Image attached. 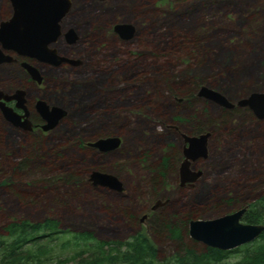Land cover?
<instances>
[{
  "label": "rangeland",
  "instance_id": "374dc122",
  "mask_svg": "<svg viewBox=\"0 0 264 264\" xmlns=\"http://www.w3.org/2000/svg\"><path fill=\"white\" fill-rule=\"evenodd\" d=\"M8 11L0 7V17ZM118 23H132L133 37L121 38ZM69 27L79 36L76 47L62 39L59 49L82 64L43 68L54 79L49 90L27 83L18 66L0 67L1 87L26 85L31 98L44 96L67 111L46 135L0 114V230L14 220H58L68 232L38 242L48 247L46 264H74L79 248L68 241L85 230L127 240L141 227L154 244L160 241V257L170 264L181 248L202 253L203 243L184 230L182 240H173L154 230V220L160 215L169 227L188 214L215 218L262 196L264 119L241 108L225 125L214 123V131H205L208 156L195 164L204 177L194 188L182 187L184 134L193 133L195 122L217 121L226 108L198 96L207 84L188 101L175 93L198 77L233 102L264 92V0H78L63 21ZM109 134L122 138L119 148L87 145ZM27 158L35 170L17 168ZM94 170L118 176L124 190L95 186ZM165 198L168 207L154 213L151 206ZM263 243L240 246L216 264H235Z\"/></svg>",
  "mask_w": 264,
  "mask_h": 264
},
{
  "label": "water",
  "instance_id": "95a60500",
  "mask_svg": "<svg viewBox=\"0 0 264 264\" xmlns=\"http://www.w3.org/2000/svg\"><path fill=\"white\" fill-rule=\"evenodd\" d=\"M56 2L53 6H47L38 3L37 0H17L12 17L0 23V42L3 47L49 63L62 64L63 62H69L74 65L79 64L81 61L61 56L57 54L55 48L48 47L49 44L56 42L62 35L63 19L72 6V0H57ZM114 30L122 38L130 39L134 35L135 27L132 23H118L115 25ZM77 37L74 28H70L66 32V38L70 43L75 42ZM12 60V56L4 54L0 49V64ZM24 66L33 79L41 82V73L37 68L28 63H24ZM25 94L24 90H17L14 94H6L0 90V103L9 122L18 127L30 129L32 126L30 120L26 118L28 110L25 106ZM198 96L228 109L235 106L249 107L258 118L264 119L263 91L252 92L248 96L233 102L224 93L207 85H202L198 91ZM10 100H16L17 106L25 109L26 112L24 114L17 113L13 107L6 104L5 101ZM37 110L46 121L42 126L44 131L53 129L67 114L64 107L58 105L51 107L42 99L37 102ZM23 118L24 121H22ZM210 136L211 132L209 131L202 132L199 135L184 134L183 137L187 142L184 147L185 159L179 168L182 185L186 182L195 181L202 174V171L191 169V162L200 157L207 158ZM121 144L122 138L113 135L99 137L94 141L87 142L88 146L95 147L101 152L113 151L119 148ZM90 180L95 186H106L119 192L124 190L121 179L109 172L94 170L90 175ZM156 207L157 205L154 208ZM246 210L247 207H244L231 214L192 220L190 222V236L207 246L222 250L233 249L252 242L264 232V224H245L241 222V217Z\"/></svg>",
  "mask_w": 264,
  "mask_h": 264
},
{
  "label": "trees",
  "instance_id": "16d2710c",
  "mask_svg": "<svg viewBox=\"0 0 264 264\" xmlns=\"http://www.w3.org/2000/svg\"><path fill=\"white\" fill-rule=\"evenodd\" d=\"M203 62V61H202ZM190 81L187 90L178 87L176 96H183L185 100L194 99L197 95L196 91L201 84L212 86L210 81L203 78H194ZM188 82V81H187ZM233 111L223 109L217 121L203 122L202 124L195 122L192 132H205L206 130L214 131L215 124L227 121V115ZM215 119V120H216ZM217 122V123H216ZM225 125V124H224ZM110 135V134H109ZM80 146L87 147L83 140H80ZM176 156V155H175ZM172 156L167 157V164ZM19 170H35V163L32 164L29 158L23 159L18 163ZM166 164L165 162L163 165ZM72 176V175H71ZM250 211L245 216L246 222L264 224V194L259 198L250 202ZM166 218L157 216L154 220L155 230H166ZM170 224H173L172 222ZM169 237L173 240L179 238L182 240L183 233L176 230H170L167 225ZM67 229H63L60 222L55 219H45L43 221H30L28 219L14 220L9 222L1 231L0 230V264H46L50 262L47 254L49 253L47 245L38 243L40 239H46L55 234H66ZM180 234V235H179ZM264 236V235H263ZM72 247L79 248L73 256L76 260L74 264H160L158 259L159 246L153 243L151 239L143 231H139L136 235L127 240H104L100 239L94 231H78L73 235ZM30 248V249H28ZM74 248V250H75ZM202 253L188 248L189 264H216L225 254L230 251L218 248L206 247ZM181 250L175 254L177 264L181 262ZM43 256H45L43 258ZM191 256L193 258H191ZM171 262V261H170ZM165 263V264H170ZM60 263V262H59ZM58 263V264H59ZM235 264H264V243L258 245L255 250Z\"/></svg>",
  "mask_w": 264,
  "mask_h": 264
},
{
  "label": "flooded vegetation",
  "instance_id": "af4514ba",
  "mask_svg": "<svg viewBox=\"0 0 264 264\" xmlns=\"http://www.w3.org/2000/svg\"><path fill=\"white\" fill-rule=\"evenodd\" d=\"M17 0H0V7H6L9 9L8 12H6L5 14H3L1 17H0V23L3 22V21H6L8 19H10L13 15V9H14V6H15V2ZM19 1V0H18ZM32 1V0H31ZM38 3L42 4V5H47V6H53L55 5L57 2V0H37ZM78 0H72V6L71 8L73 7V5L77 2ZM88 1H91V2H104V1H107V0H88ZM39 5V4H37ZM64 21V19H63ZM115 27V26H114ZM70 28H73V27H69L68 29L64 30L63 28V22H62V35L59 37V39L56 41V42H53L51 44L48 45L49 48H55L57 50V54L61 55V56H67L65 55L66 53H62L59 49V45H60V40L64 39V41L69 44V46H71L73 48V50L75 49L76 45L75 43L79 40V36L77 37V40L73 43H70L68 42L67 38H66V32L70 29ZM76 31V29H75ZM77 33V32H76ZM78 35V34H77ZM121 37V36H120ZM122 38V37H121ZM0 49L2 50V52L6 55H10L13 57V60L11 62H4L2 64H0V67H4L6 65H15V66H18L20 68V70L24 73L25 77H26V82L31 85H33L34 87H36V89L38 91H46V90H49V82H52V80H54L53 78L50 77V73L48 72H44L43 68L47 69V68H50V69H55V68H58V67H65V66H68V65H72L71 63L69 62H63L62 64H55V63H49V62H45V61H41V60H38L37 58H34V57H30L28 55H22L20 53H18L17 51H14V50H11V49H6L3 47V44L0 42ZM81 61V60H79ZM24 63H28L32 66H34L35 68H37L40 73H41V77H42V80L41 82H38L37 80L33 79L32 75L30 74V72L28 71V69L24 66ZM82 64V61L79 62V64L77 65H81ZM74 65V64H73ZM25 83V84H27ZM0 90L3 91L4 93L6 94H14L17 90H24L26 92L25 94V98H26V103H25V106L27 107V110H28V116L26 118H28L31 122V126L32 128L30 129H26V128H23V127H18L20 129H25L29 132H31L32 134L33 133H40L41 135H46L47 133H49L51 130L49 131H44L42 129V126L45 124V119L42 117V115L39 113V111L37 110V102L39 100H44L46 101L51 107L54 106V104H51L49 101H47V99L44 97V96H41V95H37L36 97L34 98H31L29 96V93H28V89L26 88V85H19L18 87H15L14 89H6L4 87H1L0 86ZM6 104L8 106H11L13 107V109L19 113V114H24L26 111L25 109L23 108H20L17 106V101L16 100H10V101H5ZM241 108H245V109H248V110H251L249 107H239V106H235L234 108L230 109V110H239ZM228 109V108H226ZM229 110V109H228ZM252 111V110H251ZM253 112V111H252ZM0 114L2 115V117L7 121V118L5 117L4 115V112H3V109L1 107V103H0ZM22 121H24V118L22 119ZM10 124H12L11 122H9ZM13 125V124H12ZM15 126V125H14ZM54 129V128H53ZM196 133V134H195ZM200 133L198 132H193V133H190L188 135H199ZM107 136V135H106ZM105 136V137H106ZM108 136H111V135H108ZM211 137V136H210ZM210 139V138H209ZM96 140V139H95ZM187 144V142L185 141V138L183 140V145H182V154H183V161L185 159V154H184V147L185 145ZM209 150V149H208ZM202 159H205V158H198L196 160H193L191 162V169L195 170V171H202V174L198 177V179H196L195 181H192V182H186L184 185L181 184V173H180V169H179V180H180V184L182 185V187H188V188H194L197 184V182L202 179L204 177V171L200 168H197V166L195 165L197 163V161L199 160H202ZM182 161V162H183ZM170 200H168L167 198L165 199H157L155 201V203L151 206V210L155 213L156 211H158L160 208H167L168 205L170 204ZM159 203V204H158ZM155 205H157L156 208ZM244 207H247V210L244 212L243 216L241 217V222L245 223V224H262V223H249V222H246L245 220V216L249 213L250 211V204L249 203H246V204H242L240 205L239 207L235 208L233 211H230V212H227V213H224L223 215L225 214H231V213H234ZM149 217L148 214H144L143 217L140 218V222L143 223L147 218ZM196 219H203V218H200V217H196L195 215H191V214H188V215H185V218L184 220L182 221V224L181 225H176V224H171L169 226L170 229L174 228L176 230H179L178 228H180V231L183 233V230L184 232H187V235L190 236V233H189V230H190V222L192 220H196ZM154 225V224H153ZM180 226V227H178ZM141 228V227H140ZM138 229L137 233L141 230V229ZM166 229V236H167V225L165 227ZM154 230H155V226H154ZM136 233V234H137ZM264 232H262L255 240H253L252 242L256 241V240H260V239H263L264 238ZM183 236H184V233H183ZM191 237V236H190ZM192 238V237H191ZM193 239V238H192ZM195 240V239H194ZM156 241V242H155ZM154 242L155 243H158L160 244V241L158 240H155ZM197 241V240H195ZM200 242V241H198ZM252 242H249V243H252ZM202 243V242H201ZM249 243H246V244H243V245H247ZM204 244V243H203ZM205 245V244H204ZM241 245V246H243ZM205 247H210V246H207L205 245ZM240 246L236 247V248H233V249H228V250H225V251H234L236 249H238ZM193 248V247H192ZM191 248V249H192ZM213 248V247H212ZM195 250V249H193ZM222 250V249H221ZM187 251L188 249L184 252V255H181V262L183 264H189V256L187 255ZM196 251V250H195ZM197 253H199L198 251H196ZM159 253H160V250H159ZM200 254V253H199ZM191 258H193L191 256ZM158 259L161 261V264H165L167 263V260L166 261H163L164 259L160 257V254L158 255ZM176 262V261H175ZM177 263V262H176Z\"/></svg>",
  "mask_w": 264,
  "mask_h": 264
}]
</instances>
